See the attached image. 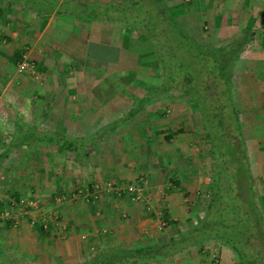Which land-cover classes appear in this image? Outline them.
Wrapping results in <instances>:
<instances>
[{
    "label": "crops",
    "instance_id": "0c3cea01",
    "mask_svg": "<svg viewBox=\"0 0 264 264\" xmlns=\"http://www.w3.org/2000/svg\"><path fill=\"white\" fill-rule=\"evenodd\" d=\"M91 1L101 11L109 0ZM87 2L0 0V193L49 202L91 180L142 177L150 203L135 202L127 193L94 202L69 198L57 203L68 223L62 236L27 219L0 218V264H94L104 252L176 235L190 216L197 221L203 215L190 210L197 199L184 201L186 191L179 190L192 182L191 162L186 166L183 158L189 126L184 110L193 105L181 90L163 85L151 46L116 13L106 20L72 10ZM162 3L184 33L222 57L234 56L231 92L264 222V0ZM24 54L37 74L17 71ZM168 173L172 181L160 216L155 192ZM192 176L193 185L199 183ZM104 224L108 235L99 230ZM101 235L112 241L103 243ZM128 264L241 262L229 244L210 238L159 260Z\"/></svg>",
    "mask_w": 264,
    "mask_h": 264
},
{
    "label": "trees",
    "instance_id": "16d2710c",
    "mask_svg": "<svg viewBox=\"0 0 264 264\" xmlns=\"http://www.w3.org/2000/svg\"><path fill=\"white\" fill-rule=\"evenodd\" d=\"M93 3L88 0L85 15L97 16ZM104 9L118 14V19L120 15L134 16L133 20L138 24L134 22L130 28L151 46L161 63L162 75L171 80L167 83L164 79L163 85L171 90H181L188 96L210 146L214 183L206 210L199 220H190L188 226L180 229L176 235L150 246L117 248L108 255L104 252L102 261L94 264L159 260L180 248L210 238L229 244L236 251L241 264H264V222L254 200L247 148L230 86L234 56L222 57L219 51L184 33L178 22H173L164 12L162 0H109ZM149 10H154L155 16L163 21L148 20L146 16ZM167 18L169 20L165 22ZM209 51L213 52L212 56L208 54ZM220 141H228L225 144L235 148L234 152L228 148L223 152V147L218 144ZM33 225L44 231L52 229V226H44L42 222Z\"/></svg>",
    "mask_w": 264,
    "mask_h": 264
},
{
    "label": "rangeland",
    "instance_id": "374dc122",
    "mask_svg": "<svg viewBox=\"0 0 264 264\" xmlns=\"http://www.w3.org/2000/svg\"><path fill=\"white\" fill-rule=\"evenodd\" d=\"M86 5H83L82 7L72 6V8L74 10H76V12L84 13V15H85V13L88 12V9L86 8ZM92 10H90V13H92ZM109 11L110 10H108V9H103L101 11L99 10V11H97V15L101 16V17L103 15H105L106 16V20H107L108 15H111V13ZM164 12L168 16L171 17L173 22H175V21L178 22V20H177L178 18H176L174 15H172L170 13V10H167L165 8ZM155 14L156 13H155L154 10L153 11L149 10V12H147V16L146 17H147L148 20L152 19L154 22H156V21L159 22V23L162 22L163 20H161V18H157V16H155ZM115 16L117 17L118 14H115ZM133 18H134V16L133 17H130V16L124 17L123 15L119 16L120 23L122 25L127 26V27H130L131 24H133L134 22L136 24H138V22L133 20ZM168 20H169V18L165 19V22H167ZM212 53L213 52L209 51L208 54L212 56ZM222 61H223V58H222ZM21 72L29 73V74H31V73L37 74L36 70L34 72H32V69H26V70L21 71ZM34 74H31V75H34ZM164 79H165V82L168 81L167 83H170V81H171L167 76L162 75L161 80L164 81ZM172 108L170 107V111L171 112L173 111ZM187 108L185 107V109H187ZM184 111H186L185 112V117L187 118V121H186L187 124L185 122H183V123L186 124V126L187 125H189V126H188V130H187L186 138L184 139L185 142L188 145V149H187V152L184 154L183 162L186 164V166H187V164H189V162H191V168L189 170V174H190L192 182H190L188 184L190 186V189H184V186L180 187L179 184H177V186H178V188L180 187L179 188L180 191H184V190L186 191V192H184V195H183V200L184 201H188L189 202V200H192V199L194 200L195 198L197 199V201H195V203L193 204V208H191L190 210H194L195 208H197L199 210V212L201 211L202 213H204L205 210H206V205H207L209 197H210L209 195L211 194L212 185L214 183L213 182V170H214L213 169V160H212V156H211V152H210V146H209L206 134L201 129L200 119L198 120L196 118L197 117L196 114H198L196 109L193 107V110H192V108L190 107V109L184 110ZM225 143L227 144L228 141H224V142L220 141L218 144H219V146L223 147V152H225L226 148H228V150L231 151L233 148H230V146H227ZM224 145H226V146H224ZM234 149L232 150V152H234ZM229 153H231V152H229ZM165 173H167V171ZM192 174L193 175L196 174L197 179H198V177H200L199 183L196 182V184L193 185V176H192ZM166 176H167L168 181H166V184L164 183L165 186L163 185V188L162 187L161 188L158 187V188H160L159 192H155L156 195L159 196L158 198H156V200H157V203H159L158 208H159V213L161 214L160 216H162V215L164 216V211L165 210H164V206H163L162 203H164V200H165V199H163V196L165 194V189H167L168 186H169V184L167 182H169L170 180L172 181V177H171V175L169 173ZM96 180L103 181V180H116V179H115V177L111 176V177H108V178H105V179H96ZM96 180H91L90 182H93V181H96ZM116 181L118 183L124 184V183L132 182L134 180H131V181H128V182H120L118 180H116ZM90 182H87V183H90ZM145 184H146V180L141 183V186L143 187V186H145ZM108 193H110L111 196H113V197L114 196L117 197L118 195H121V194H118L117 192H114V191H104L101 194V197L99 199H95V200L86 199V198H84L82 196H78L76 198H71V199L85 200V201H89L90 200V201L94 202V201L100 200L105 194H108ZM142 193H143V197H144L142 201H138V200L133 199L131 194H129V196H130L131 200H133L135 202H138V203H141V204L150 203V202H147V200H146L147 198H145V196H144L146 194L143 192V190H142ZM122 194H124V193H122ZM161 195H162V197H161ZM13 196H14V194H12V193H10L8 197L5 196V193H0V201L4 202V204L6 203V206H7L9 198H11ZM23 196H25V195H23ZM34 196L38 197V195H34ZM58 196H59V193L56 196H54L51 201L49 200V202H44L40 197H38V198L40 199L39 201H40L41 208H42L41 210H44L45 214H49V212H53V213L59 214V216H60L59 225L60 226L57 227V228L55 226H53V227H54L55 232H57V234L56 233L55 234L58 235V236H62V235H66V233H65V230L64 231L63 230L60 231V229L62 228L61 226L65 225V227H67L68 223H66L67 219L63 218L62 214L57 209V207H58L57 203H61L62 202L61 204L64 205L65 204V200H68L69 198L65 197L64 199L59 200V199H57ZM149 196H151V194H149ZM190 202H192V201H190ZM3 207H1V208H3ZM155 207L157 209V205ZM16 210H17V208H16ZM120 214H118V219H125L124 217L119 216ZM22 216H24V217H22ZM21 218L22 219H27V220L30 221L31 217L29 216V214L21 213L18 216V220H20ZM190 220L192 221L194 219L191 218V216H190ZM190 220H187L186 222H184L182 229H184V228H186L188 226ZM159 224L162 225V219L159 221ZM102 228H100L99 230H102L103 232H106L107 235H108L109 234L108 227L104 224V227H102ZM102 234H104V233H102ZM86 235L88 236V233H85L84 236H86ZM101 236H103V237H100V239H102L103 243H107V242H111L112 241V239H109L108 236L107 237H105L104 235H101ZM213 257H215V256H212V258Z\"/></svg>",
    "mask_w": 264,
    "mask_h": 264
},
{
    "label": "built area",
    "instance_id": "2783aa9c",
    "mask_svg": "<svg viewBox=\"0 0 264 264\" xmlns=\"http://www.w3.org/2000/svg\"><path fill=\"white\" fill-rule=\"evenodd\" d=\"M17 70L19 72L26 69H32L34 71V63L30 62L26 56L17 61ZM145 181L142 177L129 183H118L116 180H96L90 183L77 186L68 193L62 192L59 194L57 199L62 200L65 197L76 198L82 196L86 199H99L104 191H114L118 194L127 193L131 194L132 198L138 201L143 200L142 186L141 183ZM40 199L36 196H13L9 198L7 206L0 208V218L18 220V216L21 213L29 214L30 223L33 225L35 222H42L44 226H55L59 227L60 216L57 213L49 212L45 214L44 210H41ZM17 208V210H16ZM61 230H65V225L61 226Z\"/></svg>",
    "mask_w": 264,
    "mask_h": 264
},
{
    "label": "bare ground",
    "instance_id": "6f19581e",
    "mask_svg": "<svg viewBox=\"0 0 264 264\" xmlns=\"http://www.w3.org/2000/svg\"><path fill=\"white\" fill-rule=\"evenodd\" d=\"M27 56V55H26ZM27 58H28V56H27ZM29 60V59H28ZM30 61V60H29ZM31 62V61H30Z\"/></svg>",
    "mask_w": 264,
    "mask_h": 264
}]
</instances>
